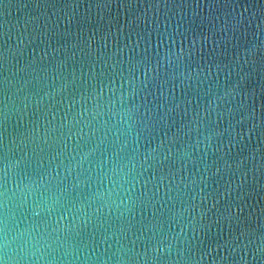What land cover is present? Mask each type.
<instances>
[{
    "label": "water",
    "instance_id": "95a60500",
    "mask_svg": "<svg viewBox=\"0 0 264 264\" xmlns=\"http://www.w3.org/2000/svg\"><path fill=\"white\" fill-rule=\"evenodd\" d=\"M0 264H264V0H0Z\"/></svg>",
    "mask_w": 264,
    "mask_h": 264
}]
</instances>
